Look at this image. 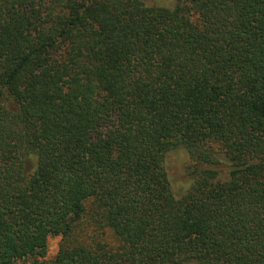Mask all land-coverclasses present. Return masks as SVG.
I'll return each instance as SVG.
<instances>
[{
	"label": "trees",
	"instance_id": "16d2710c",
	"mask_svg": "<svg viewBox=\"0 0 264 264\" xmlns=\"http://www.w3.org/2000/svg\"><path fill=\"white\" fill-rule=\"evenodd\" d=\"M0 264H264V0H0Z\"/></svg>",
	"mask_w": 264,
	"mask_h": 264
},
{
	"label": "rangeland",
	"instance_id": "374dc122",
	"mask_svg": "<svg viewBox=\"0 0 264 264\" xmlns=\"http://www.w3.org/2000/svg\"><path fill=\"white\" fill-rule=\"evenodd\" d=\"M157 2L159 4H172L173 0H147V2ZM172 175L174 178V190L179 193L183 194L187 187L188 181L186 179V170L187 166L191 164V160L187 156L186 151L182 152H174L172 154ZM60 237H51L49 239L48 245V254L47 258H52L57 253L59 247Z\"/></svg>",
	"mask_w": 264,
	"mask_h": 264
}]
</instances>
